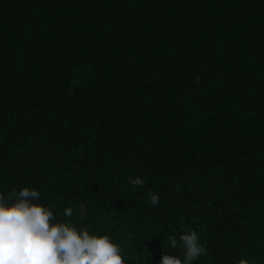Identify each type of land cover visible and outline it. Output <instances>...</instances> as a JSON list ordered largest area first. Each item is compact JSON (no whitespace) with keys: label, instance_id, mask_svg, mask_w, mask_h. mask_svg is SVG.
<instances>
[{"label":"trees","instance_id":"obj_1","mask_svg":"<svg viewBox=\"0 0 264 264\" xmlns=\"http://www.w3.org/2000/svg\"><path fill=\"white\" fill-rule=\"evenodd\" d=\"M24 187L136 264L189 228L196 264H264V0H0V193Z\"/></svg>","mask_w":264,"mask_h":264},{"label":"clouds","instance_id":"obj_2","mask_svg":"<svg viewBox=\"0 0 264 264\" xmlns=\"http://www.w3.org/2000/svg\"><path fill=\"white\" fill-rule=\"evenodd\" d=\"M129 182L144 185L139 176ZM41 199L39 190L28 187L0 193V264H136L122 242L83 222L88 216L85 204L75 210L66 207L58 217L50 205L40 203ZM148 199L153 206L161 202L151 191ZM168 247L182 254L167 252L159 264H196L209 254L200 233L191 228L178 235L170 233ZM238 264L252 262L241 258Z\"/></svg>","mask_w":264,"mask_h":264}]
</instances>
